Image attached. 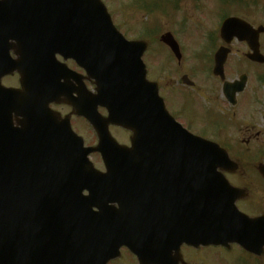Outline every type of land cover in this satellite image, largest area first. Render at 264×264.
I'll list each match as a JSON object with an SVG mask.
<instances>
[{
	"label": "water",
	"instance_id": "water-1",
	"mask_svg": "<svg viewBox=\"0 0 264 264\" xmlns=\"http://www.w3.org/2000/svg\"><path fill=\"white\" fill-rule=\"evenodd\" d=\"M2 27L20 60L6 58L8 47L0 37V78L15 70L22 89L0 84V96L7 98L0 102V264H62L64 258L73 264L74 253H64L66 247L75 249L82 264H106L122 245L137 255L139 264L153 263L155 207L152 202L127 203L124 194L155 186L152 179H138L145 174L134 170L157 162L218 167L228 162L226 153L172 119L156 84L146 79L144 44L126 41L100 0H0V32ZM56 54L74 59L94 79L96 95L85 96L81 85L86 94L67 96L70 90L61 82L67 69ZM50 102L67 103L74 114L85 117L97 133V145L85 148L68 118L48 108ZM98 106L107 110L106 118ZM10 113L21 117L17 128ZM109 124L132 132L130 147L113 139ZM94 151L108 168L106 174L87 159ZM205 175L208 206L217 210L219 189L230 187L220 185L216 173ZM231 201L223 214L209 211L201 240L224 245L239 241L261 255L264 232L253 229V219L239 220ZM113 202L119 208L109 205ZM239 227H246L247 235Z\"/></svg>",
	"mask_w": 264,
	"mask_h": 264
},
{
	"label": "flooded vegetation",
	"instance_id": "flooded-vegetation-1",
	"mask_svg": "<svg viewBox=\"0 0 264 264\" xmlns=\"http://www.w3.org/2000/svg\"><path fill=\"white\" fill-rule=\"evenodd\" d=\"M165 4L172 9L162 7ZM165 4L157 1L153 6L155 14L172 15L166 28L155 34L157 38L133 37L147 44L142 57L147 75L157 83L175 121L193 135L218 144L235 164L203 167L201 171L212 169L221 174L235 189L237 210L264 221V0H168ZM166 34L172 36L169 40L175 47L162 40ZM220 61L221 67L216 64ZM68 64L84 74L73 61ZM85 84L93 91L90 82ZM62 106L52 105L57 109ZM147 170L154 173L159 190L138 196L153 199L156 219H164L159 222L170 227L156 232V250L169 254V264H244L240 255H227L235 250L262 260L264 254L258 257L239 244L226 247L186 242L185 236L193 233L192 220L201 222L209 211L205 206L208 193L193 190L203 187L208 179L193 177L192 173L199 172L195 168L157 166ZM220 196L226 201L225 193ZM162 204L168 206L163 212ZM135 262L136 257L122 247L119 256L107 264Z\"/></svg>",
	"mask_w": 264,
	"mask_h": 264
},
{
	"label": "rangeland",
	"instance_id": "rangeland-1",
	"mask_svg": "<svg viewBox=\"0 0 264 264\" xmlns=\"http://www.w3.org/2000/svg\"><path fill=\"white\" fill-rule=\"evenodd\" d=\"M106 4L108 11L110 12L112 19L119 29L126 35L128 38L138 37L141 35H146L147 38H152L155 36L157 31L162 28H166L167 21H169L172 16L171 13L166 14H155L147 13L145 9H141L140 6H143L146 9L153 8L154 4L157 1H160L162 4H165L168 0H137L138 4L134 3L133 0H103ZM140 5V6H138ZM165 9H172L171 7L167 8L166 4L162 5ZM183 15V14H182ZM196 15V14H194ZM199 19V15H196ZM181 17V15H180ZM200 21V20H199ZM142 28L144 31H142ZM153 37V38H154ZM70 66V65H69ZM75 68L74 66H70ZM17 81V77H9L4 79V84H14ZM60 111H68L65 106L58 108ZM72 126L78 134L84 138L86 145H91L96 142V137L89 125L77 118H72ZM113 135L121 142H128V133L124 132L121 129H114L112 131ZM90 160L93 162L94 166L101 168L103 164L98 154L90 155ZM231 258L237 257L240 255L241 262L244 264H264V257L262 260H253L244 256L242 253L239 254L238 250L231 251L227 254ZM126 262V260H124ZM128 264V263H127Z\"/></svg>",
	"mask_w": 264,
	"mask_h": 264
}]
</instances>
